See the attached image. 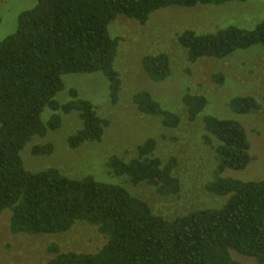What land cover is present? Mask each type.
I'll list each match as a JSON object with an SVG mask.
<instances>
[{"label":"trees","instance_id":"16d2710c","mask_svg":"<svg viewBox=\"0 0 264 264\" xmlns=\"http://www.w3.org/2000/svg\"><path fill=\"white\" fill-rule=\"evenodd\" d=\"M250 0H37L17 17L14 32L0 42V215L10 212L12 234L54 235L69 231L77 222L97 228L106 238L93 254L63 253L52 245L54 257L45 264H242L231 252L264 264V179L242 182L223 176L226 170L243 171L253 161L243 126L231 119L205 116L203 146L210 149L213 165L203 190L221 199L216 206L196 207L166 218L132 196L124 187L87 176L71 179L57 169L33 173L26 170L21 151L33 137L56 130L60 115L77 113L80 129L67 138L71 150L87 142H100L108 121L93 106L70 90L71 100L60 105L61 77L102 74L109 97L116 104L121 89L113 66L119 38L109 35V25L123 16L144 25L150 16L167 7L221 6ZM176 43L190 63L201 58L225 59L236 51L260 46L264 50V20L251 30L227 27L214 33L186 30ZM142 68L155 83L171 75L166 53L144 56ZM212 80L222 85L224 77ZM137 110L159 117L167 128L181 123L177 113L163 110L147 91L132 96ZM184 114L195 122L207 105L201 95L186 93ZM53 114L46 123L41 114ZM261 108L257 99L238 96L229 102L236 115ZM156 143L147 139L129 160L111 157L107 166L133 186L145 184L161 198L178 196L182 181L175 174L176 157L162 161ZM51 153V146L36 147L35 155Z\"/></svg>","mask_w":264,"mask_h":264},{"label":"rangeland","instance_id":"374dc122","mask_svg":"<svg viewBox=\"0 0 264 264\" xmlns=\"http://www.w3.org/2000/svg\"><path fill=\"white\" fill-rule=\"evenodd\" d=\"M37 0H0V42L11 35L20 13L30 10ZM264 20V0L245 3H228L221 6L199 5L194 8L167 7L154 12L144 25L123 16L109 25V35L119 38L113 63L119 73L121 89L116 104L109 97L106 78L100 73L70 74L61 77L62 90L55 95L60 105L71 100L70 90L78 98L89 102L100 118L108 121L100 142H87L75 150L67 146V138L81 127L77 113L60 115L58 129L49 130L44 137H33L21 151L26 170L37 173L57 169L71 179L87 176L96 181L124 187L132 196L146 201L153 212L166 218L182 214L196 207L216 206L221 199L206 195L203 190L213 163L209 148L203 146L202 119L214 116L239 122L245 129L253 161L243 171L226 170L225 177L242 182L264 179V50L253 46L236 51L225 59L201 58L190 63L176 43L179 34L186 30L198 34L238 27L253 29ZM166 53L170 58L171 75L162 82H152L143 71L142 59L147 55ZM222 74V85L212 80ZM147 91L163 110L177 113L181 123L167 128L159 117L140 113L132 96ZM206 97L207 105L191 123L184 114L182 98L186 93ZM238 96H250L260 103L259 110L246 115H236L229 109V102ZM52 112L45 108L41 121L46 123ZM147 139L156 143L154 154L162 161L176 157L175 174L182 181L181 193L172 198L159 197L154 188L141 184L133 186L126 177L114 176L108 166L115 156L129 160L137 147ZM51 146V153L35 155L36 147ZM10 212L0 215V264H45L54 257L49 249L55 245L60 252L93 254L106 243L97 228L77 222L69 231L54 235L12 234L9 230ZM242 264H256L231 252Z\"/></svg>","mask_w":264,"mask_h":264}]
</instances>
